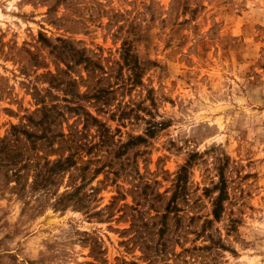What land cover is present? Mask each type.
Masks as SVG:
<instances>
[{"label":"rangeland","instance_id":"obj_1","mask_svg":"<svg viewBox=\"0 0 264 264\" xmlns=\"http://www.w3.org/2000/svg\"><path fill=\"white\" fill-rule=\"evenodd\" d=\"M0 264H264V0H0Z\"/></svg>","mask_w":264,"mask_h":264}]
</instances>
